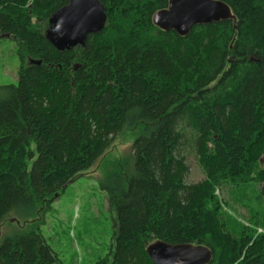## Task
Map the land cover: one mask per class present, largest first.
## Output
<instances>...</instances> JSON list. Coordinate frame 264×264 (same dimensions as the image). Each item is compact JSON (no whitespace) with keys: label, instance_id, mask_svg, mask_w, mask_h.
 <instances>
[{"label":"trees","instance_id":"obj_1","mask_svg":"<svg viewBox=\"0 0 264 264\" xmlns=\"http://www.w3.org/2000/svg\"><path fill=\"white\" fill-rule=\"evenodd\" d=\"M68 1L0 0L19 63L17 84L0 86V230L19 226L0 234V264L58 262L30 225L125 132L129 159L100 183L114 248L95 264H153L155 241L206 247L210 264H264V0H217L232 18L185 36L152 22L168 0H97L104 29L59 52L45 33ZM251 184L262 215L236 233L216 192Z\"/></svg>","mask_w":264,"mask_h":264},{"label":"rangeland","instance_id":"obj_2","mask_svg":"<svg viewBox=\"0 0 264 264\" xmlns=\"http://www.w3.org/2000/svg\"><path fill=\"white\" fill-rule=\"evenodd\" d=\"M18 67L15 42L9 38H0V86L17 84ZM135 137L129 132L118 136L99 163L67 185L46 209L42 220L30 225L38 229L57 255L58 262L55 264H95L113 250L115 213L109 207L100 183L125 166L123 163L129 159ZM186 162L190 169L186 182L191 184L203 180L193 155H187ZM230 190L226 187L216 194L222 201L224 213L228 214L229 227L231 223L237 225V233L242 225L251 227L253 223L249 222V213L254 208L260 219L262 202L258 199L256 184L235 190V194ZM15 229H19L17 224L6 225L1 228L0 234H10ZM257 233L262 231L257 229Z\"/></svg>","mask_w":264,"mask_h":264},{"label":"water","instance_id":"obj_3","mask_svg":"<svg viewBox=\"0 0 264 264\" xmlns=\"http://www.w3.org/2000/svg\"><path fill=\"white\" fill-rule=\"evenodd\" d=\"M231 18L229 8L217 0H168V8L155 13L152 22L163 31L173 30L185 36L194 26ZM106 20L105 8L99 1L69 0L48 20L45 38L59 52L82 48L88 35L99 34L104 29ZM146 253L153 264H210L211 261L208 248L189 244L155 241Z\"/></svg>","mask_w":264,"mask_h":264}]
</instances>
